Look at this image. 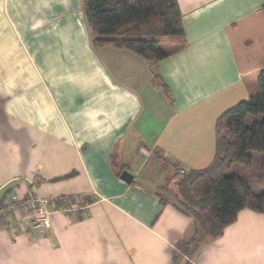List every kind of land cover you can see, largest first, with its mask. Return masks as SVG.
<instances>
[{
	"label": "crops",
	"instance_id": "obj_1",
	"mask_svg": "<svg viewBox=\"0 0 264 264\" xmlns=\"http://www.w3.org/2000/svg\"><path fill=\"white\" fill-rule=\"evenodd\" d=\"M178 3L185 44L153 66L95 47L83 0H0V202L10 188L76 207L44 231L0 213V264H172L194 233L159 192L208 166L217 118L259 92L264 0ZM188 259L264 264V213L242 209Z\"/></svg>",
	"mask_w": 264,
	"mask_h": 264
},
{
	"label": "trees",
	"instance_id": "obj_2",
	"mask_svg": "<svg viewBox=\"0 0 264 264\" xmlns=\"http://www.w3.org/2000/svg\"><path fill=\"white\" fill-rule=\"evenodd\" d=\"M83 2L92 42L97 48L126 49L155 66L174 51V48L164 49L162 42L166 38L178 39L179 47L185 44L178 0ZM257 83L258 93L239 101L217 118L213 161L204 168L185 173L176 169L177 190L173 193V204L193 217L197 224L190 237L177 243L172 264H190L188 258L194 251L208 240L221 236L242 209L264 213V68L259 71ZM250 115L254 116V121L247 125ZM255 162L258 172L254 183L241 172L228 173L236 164L248 168ZM10 191V188L6 190L0 205ZM159 196L163 203L167 202L163 191ZM91 201L87 199L85 204Z\"/></svg>",
	"mask_w": 264,
	"mask_h": 264
},
{
	"label": "built area",
	"instance_id": "obj_3",
	"mask_svg": "<svg viewBox=\"0 0 264 264\" xmlns=\"http://www.w3.org/2000/svg\"><path fill=\"white\" fill-rule=\"evenodd\" d=\"M185 173L184 168L180 169ZM50 196L33 192L27 196L18 192L9 193L0 205V213L7 218V227L15 232L17 228L30 225L37 231H44L53 214L57 211L68 212L76 209L74 206L60 205Z\"/></svg>",
	"mask_w": 264,
	"mask_h": 264
},
{
	"label": "rangeland",
	"instance_id": "obj_4",
	"mask_svg": "<svg viewBox=\"0 0 264 264\" xmlns=\"http://www.w3.org/2000/svg\"><path fill=\"white\" fill-rule=\"evenodd\" d=\"M173 38H166V40L165 41H163L162 42V45H163V47H164V49H166V48H170V46H171V40H172ZM170 44V45H169ZM261 117V116H260ZM258 119H260V118H258ZM253 121H254V116H252V115H250V116H248V118H247V120H246V124L247 125H251L252 123H253ZM153 164H156L155 162H153V161H151V162H149L148 164H147V166H146V168H145V172H146V174L148 173V171L149 172H151V170H152V167H154L153 166ZM235 168H231V169H229L228 170V173L229 172H241L243 175H245L249 180H251V182H253L254 183V178H255V176H256V174H257V172H258V168H257V163L255 162L251 167H245V166H243L242 164H236L235 166H234ZM163 170L161 169V172H162ZM164 181L163 180H160L159 181V183H163ZM166 186H167V189H163L162 188V191H163V193L166 195V196H168V195H173V193H175L176 192V190H177V187H176V180L175 181H173V180H170L169 182H167L166 183ZM255 190H258V188H257V186L255 185Z\"/></svg>",
	"mask_w": 264,
	"mask_h": 264
},
{
	"label": "water",
	"instance_id": "obj_5",
	"mask_svg": "<svg viewBox=\"0 0 264 264\" xmlns=\"http://www.w3.org/2000/svg\"><path fill=\"white\" fill-rule=\"evenodd\" d=\"M121 177L129 183L134 179L133 173H131L128 169L123 170Z\"/></svg>",
	"mask_w": 264,
	"mask_h": 264
}]
</instances>
